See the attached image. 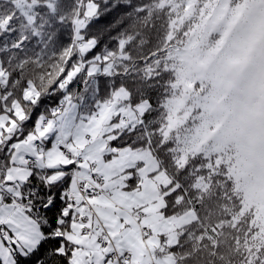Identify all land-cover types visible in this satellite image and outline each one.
<instances>
[{
  "label": "snow or ice",
  "instance_id": "6c2138e0",
  "mask_svg": "<svg viewBox=\"0 0 264 264\" xmlns=\"http://www.w3.org/2000/svg\"><path fill=\"white\" fill-rule=\"evenodd\" d=\"M0 264H264V0H0Z\"/></svg>",
  "mask_w": 264,
  "mask_h": 264
}]
</instances>
